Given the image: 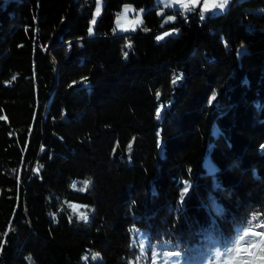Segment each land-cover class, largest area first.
I'll return each instance as SVG.
<instances>
[{
	"label": "trees",
	"instance_id": "obj_1",
	"mask_svg": "<svg viewBox=\"0 0 264 264\" xmlns=\"http://www.w3.org/2000/svg\"><path fill=\"white\" fill-rule=\"evenodd\" d=\"M94 4L0 0V264H223L264 231V0H103L89 35Z\"/></svg>",
	"mask_w": 264,
	"mask_h": 264
},
{
	"label": "snow or ice",
	"instance_id": "obj_2",
	"mask_svg": "<svg viewBox=\"0 0 264 264\" xmlns=\"http://www.w3.org/2000/svg\"><path fill=\"white\" fill-rule=\"evenodd\" d=\"M163 2V0H162ZM230 0H203V7L201 9L200 18H204V13L208 12L212 9L219 8L221 11L225 9V7L229 4ZM200 3V0H167V6H171L172 4H179L181 8L184 10V12H189L193 10V7L198 5ZM134 9L130 6H126L123 9V12L116 14V25L113 31L115 32L116 29L128 31L129 29L135 31L136 27L142 23V19L139 14L135 16L133 19L128 18L129 12H133ZM101 12V7L99 4V0L97 2V7L95 11V16H99ZM134 20L135 23L128 24L126 21ZM175 16H168L165 20V23L169 21H174ZM96 20L93 18L92 24H95ZM163 27V25H161ZM144 31H148L147 28L144 29ZM93 32V29L91 27L88 28V33L91 35ZM169 32H164L163 35H157L156 39L162 40L165 36H168ZM127 47L130 49L132 47L131 43L127 44ZM124 58L126 59L128 56V52L123 53ZM15 78V77H14ZM176 79H173L172 83L175 84L177 82ZM159 95V93H157ZM157 119L160 118L159 111L156 113ZM129 148H131V145H129ZM82 184V187H80L78 190L81 192L87 191L90 180L86 179L80 182ZM71 187L73 189H77V182H73L71 184ZM188 188H184V192L187 193ZM181 199H183V195L181 196ZM69 207L73 209V213H77L79 218L81 220L87 221L88 220V214L87 212L80 211V206L76 204H70ZM49 215H53L50 213ZM255 218V217H254ZM255 228L258 229H264V222L259 223L255 225ZM248 237H255L258 239H252L247 240ZM140 251L141 253L144 252V242H140ZM153 255H157L155 252H153ZM164 255L168 257H178L181 255L180 252H172L169 251L165 253ZM97 256H99V253H96L93 255V259H95ZM221 256H224V262L223 264H264V231H257L254 230L253 227H248L243 231L242 235H239L237 239L234 241V246L229 247L225 249V251L222 253L220 251H217L216 253V261H220ZM153 264H155V261H153ZM167 264V262H165ZM213 264H216L214 261Z\"/></svg>",
	"mask_w": 264,
	"mask_h": 264
},
{
	"label": "rangeland",
	"instance_id": "obj_3",
	"mask_svg": "<svg viewBox=\"0 0 264 264\" xmlns=\"http://www.w3.org/2000/svg\"><path fill=\"white\" fill-rule=\"evenodd\" d=\"M97 2L98 0H95V4H94V8H93V11H92V14H91V17L89 19V27H91L92 29L94 28V24H92V20L93 18H95V20L97 19L98 16H95V11H96V7H97ZM155 3L156 4H159L162 8L159 9V13L161 14L160 16H162L163 14V11L164 9L166 8H170V7H167V0H155ZM99 4H100V7L102 9V6H103V0H99ZM125 6H130L131 8L134 9L133 12H129L128 14V18L129 19H133L135 18V16L137 14L140 15L141 19H142V13H143V9L142 8H136L135 6H133L132 4H129V3H125L121 6L120 10L118 11V13H121L123 12V9ZM226 8V7H225ZM168 16H173L172 14H165L163 16V19L161 21V25H164L166 24L165 23V20ZM170 22V21H169ZM168 23V22H167ZM115 25H116V15H115V18H114V21H113V28H112V32L114 34H118V33H122V32H132L133 30L129 29L128 31H124V30H120V29H116V31L114 32L113 29L115 28ZM178 30L177 29H170V28H165V29H162L157 35H163L164 32H169L170 34H175ZM156 35V36H157ZM204 164L206 165V167L210 166L211 165V162H210V159L208 156L205 157L204 159ZM72 204H76L78 206H80V211H83V212H87L85 206H83L82 204H79V203H72ZM165 262H167V264H190L191 262L188 261V260H181V261H176L175 259H164L163 260V263L162 264H165Z\"/></svg>",
	"mask_w": 264,
	"mask_h": 264
},
{
	"label": "crops",
	"instance_id": "obj_4",
	"mask_svg": "<svg viewBox=\"0 0 264 264\" xmlns=\"http://www.w3.org/2000/svg\"><path fill=\"white\" fill-rule=\"evenodd\" d=\"M167 7H170V8H180L181 13H183V14H187L189 12H199V13H201V9L203 7V0H200V3L198 5H196L195 7H193V10L192 11H189V12H184V10L181 8V6L179 4H172L171 6H167ZM216 11H220V9L219 8H216V9H212V10H210L208 12H216ZM205 13H207V12H205Z\"/></svg>",
	"mask_w": 264,
	"mask_h": 264
},
{
	"label": "clouds",
	"instance_id": "obj_5",
	"mask_svg": "<svg viewBox=\"0 0 264 264\" xmlns=\"http://www.w3.org/2000/svg\"><path fill=\"white\" fill-rule=\"evenodd\" d=\"M126 7V6H125ZM126 23H128V24H132V23H135V21L134 20H130V21H126Z\"/></svg>",
	"mask_w": 264,
	"mask_h": 264
}]
</instances>
